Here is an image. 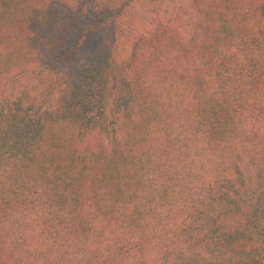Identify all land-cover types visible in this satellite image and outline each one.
I'll list each match as a JSON object with an SVG mask.
<instances>
[{
  "label": "trees",
  "instance_id": "obj_1",
  "mask_svg": "<svg viewBox=\"0 0 264 264\" xmlns=\"http://www.w3.org/2000/svg\"><path fill=\"white\" fill-rule=\"evenodd\" d=\"M185 1L0 0V264H264V0Z\"/></svg>",
  "mask_w": 264,
  "mask_h": 264
},
{
  "label": "rangeland",
  "instance_id": "obj_2",
  "mask_svg": "<svg viewBox=\"0 0 264 264\" xmlns=\"http://www.w3.org/2000/svg\"><path fill=\"white\" fill-rule=\"evenodd\" d=\"M176 2L177 1L175 0H167L164 9V15L166 19L177 21L180 18L182 20H187L190 15L188 3L185 0H178V4H176ZM124 24L126 28L130 31L131 29H138L142 32H147L150 27V19L147 16L144 7L141 6L137 7L132 16L125 20ZM127 46L128 44L125 42L120 44V48L122 51L128 50ZM49 87L50 82H47L45 80L33 84L34 90L37 91V93H39L42 98L41 107H44L49 101ZM14 91H17L15 87L12 89V93L10 94L11 96H14L16 94V92ZM7 100L8 99L5 96L0 95V103L6 104Z\"/></svg>",
  "mask_w": 264,
  "mask_h": 264
}]
</instances>
